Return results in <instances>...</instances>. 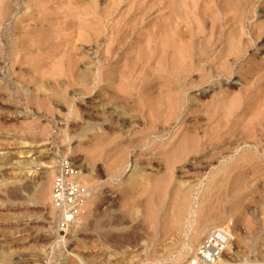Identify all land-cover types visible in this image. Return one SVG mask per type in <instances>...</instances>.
<instances>
[{
	"label": "rangeland",
	"instance_id": "rangeland-1",
	"mask_svg": "<svg viewBox=\"0 0 264 264\" xmlns=\"http://www.w3.org/2000/svg\"><path fill=\"white\" fill-rule=\"evenodd\" d=\"M163 19L161 0H0V264H193L217 230L214 264H264V124L210 106L258 80L183 75ZM62 158L89 192L65 230Z\"/></svg>",
	"mask_w": 264,
	"mask_h": 264
},
{
	"label": "bare ground",
	"instance_id": "bare-ground-1",
	"mask_svg": "<svg viewBox=\"0 0 264 264\" xmlns=\"http://www.w3.org/2000/svg\"><path fill=\"white\" fill-rule=\"evenodd\" d=\"M161 2L164 9L161 28L165 34L164 51L167 53L165 57L168 58L167 61L170 63L172 59L177 61L178 64H175L178 66H173L179 67L177 70L183 75L198 72L199 78L203 80H210L213 77L220 81L226 79L229 87L236 85L237 77L238 80L245 82L258 80L257 86L253 88L246 86V89L240 90L235 98H231V102L223 100L222 103L221 99L216 101L218 104L213 103L210 106L216 109V112L211 109L214 113L227 117L226 120L221 118L220 122L218 121L223 126L235 121L231 120L233 115L237 117L240 114L241 118L243 115L247 117L240 121L238 116L237 121H240L241 125L245 124L243 127H248L249 124L252 128L254 126V130H259L264 124V24L255 28L251 22L258 16V5L263 4L264 0H161ZM173 33L176 34L175 42L171 38ZM251 50H255L254 54H249ZM249 55L257 56L253 58ZM205 93L206 89H203L201 94ZM177 98L174 101L178 102ZM175 106L177 107V104ZM253 113L257 114V119L253 117L255 115H250ZM247 115H250V118ZM214 116L216 115L213 114ZM191 143L192 146L198 145L195 140ZM223 256H226V253Z\"/></svg>",
	"mask_w": 264,
	"mask_h": 264
},
{
	"label": "built area",
	"instance_id": "built-area-1",
	"mask_svg": "<svg viewBox=\"0 0 264 264\" xmlns=\"http://www.w3.org/2000/svg\"><path fill=\"white\" fill-rule=\"evenodd\" d=\"M77 177L78 170L74 163L68 158H62L52 188V204L61 230L67 229L76 221L89 196L88 189L77 181ZM227 241L225 232L217 230L211 233L193 264H214L223 254Z\"/></svg>",
	"mask_w": 264,
	"mask_h": 264
}]
</instances>
